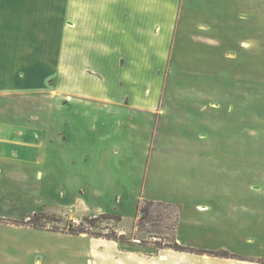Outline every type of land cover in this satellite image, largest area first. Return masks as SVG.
Wrapping results in <instances>:
<instances>
[{
	"label": "rangeland",
	"instance_id": "1",
	"mask_svg": "<svg viewBox=\"0 0 264 264\" xmlns=\"http://www.w3.org/2000/svg\"><path fill=\"white\" fill-rule=\"evenodd\" d=\"M84 79L101 93H78ZM95 98L161 100L144 190L171 205L138 215L136 170L124 204L99 199L115 213L72 203L70 140L53 120ZM263 208L264 0H0V264H122L159 252L264 264V235L248 242L242 226L264 231ZM123 228L122 243L100 238ZM129 244L140 251L121 253Z\"/></svg>",
	"mask_w": 264,
	"mask_h": 264
},
{
	"label": "crops",
	"instance_id": "2",
	"mask_svg": "<svg viewBox=\"0 0 264 264\" xmlns=\"http://www.w3.org/2000/svg\"><path fill=\"white\" fill-rule=\"evenodd\" d=\"M99 42L103 43V40L101 39ZM93 58L102 59L103 56H94ZM85 80H79L82 84L79 82V90L77 92L87 94L89 97L97 95L96 93L99 91L88 87L84 83ZM160 103L161 100L158 99L118 100L116 104L96 98L93 100L76 99L68 103V110L66 108L61 113V116L53 120L58 140L60 142L70 140L69 163L70 168L74 172V175H71L70 181V187L72 189L71 196H73L72 203H76L83 211L91 216H97L102 213H115L117 210L116 207L111 206V209H105L99 205V202L102 201L104 203L102 199L109 195L110 200H107V203L111 205L124 204L127 194H130L128 192L131 191L133 175L136 170L135 172L139 173L142 177L139 192L140 198L146 202L167 204L160 202V199L145 198L146 192L144 190L145 182L149 175L148 170L153 151L156 153L158 151L155 148L154 150L151 148L153 141L157 138L155 136L153 140L151 130L154 124V129L158 131L157 108L160 107ZM62 114H69V116L64 117ZM107 124L112 126H106ZM146 125L150 127L145 128ZM126 129H130L131 132L124 133L120 138L119 131H125ZM141 137L147 139L144 144L146 146L142 147V145L135 143V140H140ZM49 140L51 141V138ZM39 143L42 142L39 141ZM140 155L146 156L144 166L141 164ZM62 196L64 197V195ZM90 199L97 201L95 202L96 204L88 202ZM99 199L101 200L99 201ZM91 203L96 206L89 207ZM203 207H211L214 210V215H219V218L222 216V214H218L221 207L213 201H206ZM258 217H263L264 220V208L262 209L261 216ZM225 222L227 224L229 219ZM242 223H244L242 226L246 228L251 225V228H247L248 230L250 229L247 237L248 242L259 244L263 241L264 231H255L254 223L247 225L245 222ZM127 232L129 231L123 228L120 233L126 236ZM105 242L108 244L107 246L116 245L114 241L105 239ZM129 246L131 245L129 244ZM139 247L135 244L131 246V249L124 248L121 253L127 255L130 253V250L140 251ZM161 258L163 259L161 260ZM121 262L122 264H259L245 260L208 258L179 252H159L151 255L149 260L137 261L124 259Z\"/></svg>",
	"mask_w": 264,
	"mask_h": 264
},
{
	"label": "trees",
	"instance_id": "3",
	"mask_svg": "<svg viewBox=\"0 0 264 264\" xmlns=\"http://www.w3.org/2000/svg\"><path fill=\"white\" fill-rule=\"evenodd\" d=\"M142 205V206H141ZM140 206H139V208H138V215L140 214H142V216H144V214L146 213V212H148L149 211V209L154 205V203L153 202H143L142 204H141ZM139 217V216H138ZM118 222H120L121 221V219L118 217ZM72 233H74V234H81V233H83V231H73ZM124 235L123 234H121V235H119V237L118 238H115V236L114 237H110V236H104V237H100V238H103V239H106V240H110V241H114V242H116V243H122V242H124V240H123V237ZM183 248V247H182ZM178 250H180V251H185V250H182V249H178ZM214 256H218V255H214ZM224 257V256H223Z\"/></svg>",
	"mask_w": 264,
	"mask_h": 264
},
{
	"label": "built area",
	"instance_id": "4",
	"mask_svg": "<svg viewBox=\"0 0 264 264\" xmlns=\"http://www.w3.org/2000/svg\"><path fill=\"white\" fill-rule=\"evenodd\" d=\"M153 241H156L157 239L156 238H152Z\"/></svg>",
	"mask_w": 264,
	"mask_h": 264
},
{
	"label": "bare ground",
	"instance_id": "5",
	"mask_svg": "<svg viewBox=\"0 0 264 264\" xmlns=\"http://www.w3.org/2000/svg\"><path fill=\"white\" fill-rule=\"evenodd\" d=\"M89 264L91 263V262H88Z\"/></svg>",
	"mask_w": 264,
	"mask_h": 264
}]
</instances>
